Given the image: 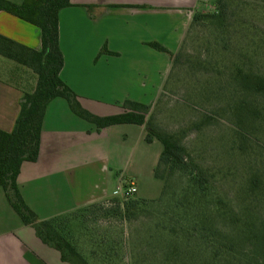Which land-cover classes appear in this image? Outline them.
I'll use <instances>...</instances> for the list:
<instances>
[{
  "label": "crops",
  "instance_id": "obj_1",
  "mask_svg": "<svg viewBox=\"0 0 264 264\" xmlns=\"http://www.w3.org/2000/svg\"><path fill=\"white\" fill-rule=\"evenodd\" d=\"M7 1L21 5L25 0ZM211 2L70 0L71 6L59 14L61 80L82 108L97 117L124 114L127 101L150 106L172 66L170 57L150 44L177 53L194 14ZM0 35L35 51L42 48L40 29L6 12H0ZM35 86L30 70L14 62L0 67L1 131H13L23 93ZM145 137V126L98 129L76 116L64 99L54 100L46 111L38 161L23 164L17 180L24 202L40 221H48L117 199L115 194L131 182L140 192L137 163L155 143H146ZM0 264H68L24 225L3 188Z\"/></svg>",
  "mask_w": 264,
  "mask_h": 264
},
{
  "label": "rangeland",
  "instance_id": "obj_2",
  "mask_svg": "<svg viewBox=\"0 0 264 264\" xmlns=\"http://www.w3.org/2000/svg\"><path fill=\"white\" fill-rule=\"evenodd\" d=\"M226 5L223 27L203 23L190 29L192 18L178 60L147 116L168 133L186 132L192 160L209 175L208 200L194 201L186 173L166 174L164 182L154 178L163 150L155 142L137 163L140 192L117 199L122 205L137 201L136 218L106 216L108 209L94 204L59 220L64 236L90 264H259L256 249L239 240L215 205L217 198L224 200L240 211L241 220L247 209L254 210L255 220L264 216V199L254 201L244 191L253 173L264 179V97L247 98L262 119L250 129L246 154L237 151L232 113L233 103L244 98L232 81L234 67L264 74V0H227ZM202 13H216L214 0Z\"/></svg>",
  "mask_w": 264,
  "mask_h": 264
},
{
  "label": "trees",
  "instance_id": "obj_3",
  "mask_svg": "<svg viewBox=\"0 0 264 264\" xmlns=\"http://www.w3.org/2000/svg\"><path fill=\"white\" fill-rule=\"evenodd\" d=\"M226 1L214 0L216 7L214 14L195 13L190 29L203 23L218 28L223 27L228 21ZM70 6V0H25L21 5L0 0V12H6L40 29L42 43L41 50L35 51L0 35V57L30 70L36 76L35 89L32 92L23 93L20 113L13 131L7 133L0 130V188L5 191L8 202L20 216L24 225L33 228L45 245L58 251L63 262L90 264L72 240L64 236L58 224L59 220L65 221L70 214L48 221H40L24 202L17 184L22 165L38 161L46 111L54 100L64 99L76 116L98 129L124 124L145 126L146 143L159 142L163 148L154 169V178L164 182L166 174L179 172L188 174L195 202L208 200L209 175L192 160L184 145L185 131L168 133L147 119L150 106L127 101L123 105L124 114L105 118L97 117L82 108L76 94L60 78L64 67V57L60 49L59 14ZM150 46L168 55L172 60V66H175L180 50L177 54H172L158 43H152ZM232 81L244 96L243 99L233 103L232 113L239 143L237 151L246 154L250 129L262 119L261 112L253 101L247 98L264 97V74H258L247 69L246 66L237 65L233 69ZM244 191L246 196L254 201L264 199V179L258 172L253 173L247 179ZM216 203L215 208L218 215L224 222L233 226L234 234L240 241L251 243L260 256L259 264H264V216L255 220L254 210L247 209L248 217L241 220L240 211H236L224 200L217 198ZM100 204L104 209H108L106 216L120 213L129 220L138 216L137 201H128L122 205L119 200L114 199L96 205ZM252 214L255 216L253 217Z\"/></svg>",
  "mask_w": 264,
  "mask_h": 264
},
{
  "label": "built area",
  "instance_id": "obj_4",
  "mask_svg": "<svg viewBox=\"0 0 264 264\" xmlns=\"http://www.w3.org/2000/svg\"><path fill=\"white\" fill-rule=\"evenodd\" d=\"M137 187L134 183H130L128 186L122 187L119 192L115 194L117 199L129 200L137 194Z\"/></svg>",
  "mask_w": 264,
  "mask_h": 264
}]
</instances>
